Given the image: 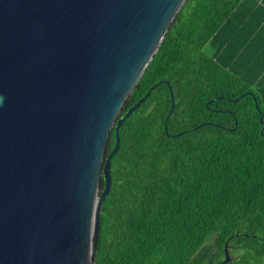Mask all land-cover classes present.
Instances as JSON below:
<instances>
[{"label":"trees","instance_id":"1","mask_svg":"<svg viewBox=\"0 0 264 264\" xmlns=\"http://www.w3.org/2000/svg\"><path fill=\"white\" fill-rule=\"evenodd\" d=\"M160 81L171 115L161 83L119 128L94 264H216L226 243L264 264V0H186L120 116Z\"/></svg>","mask_w":264,"mask_h":264},{"label":"water","instance_id":"2","mask_svg":"<svg viewBox=\"0 0 264 264\" xmlns=\"http://www.w3.org/2000/svg\"><path fill=\"white\" fill-rule=\"evenodd\" d=\"M185 1L0 0V264H94L122 122L161 83L173 111L160 81L120 116Z\"/></svg>","mask_w":264,"mask_h":264}]
</instances>
